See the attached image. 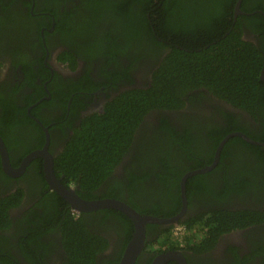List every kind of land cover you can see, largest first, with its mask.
Instances as JSON below:
<instances>
[{
	"label": "flooded vegetation",
	"instance_id": "1",
	"mask_svg": "<svg viewBox=\"0 0 264 264\" xmlns=\"http://www.w3.org/2000/svg\"><path fill=\"white\" fill-rule=\"evenodd\" d=\"M194 2L176 0L175 17L186 18ZM236 4L228 20L233 25L230 29L240 16H264L261 8L236 14ZM44 8L55 9L57 16ZM191 14L195 24L209 25L200 14ZM88 17L82 0H0V136L13 171L5 170L0 152V202L7 209L0 207V264H71L70 242L77 249V264H120L133 236L134 223L122 211H78L52 188L46 154L51 156L57 178L52 183L60 180L83 201L116 199L142 215L161 218H173L185 210L177 223L147 224L145 246L135 264L164 253L154 251L157 246L146 249L160 234L172 230L178 234L181 229L188 236L200 237L215 210L264 211L263 159L252 151L244 159L249 166L241 162L249 149L243 155L239 141L230 143L233 137L220 147L230 134L225 136V131L232 129L228 116L247 130L233 132L258 141L255 137L264 136V113L259 110L261 115L256 116L234 106L206 85L184 92L173 107L147 110L120 162L94 189L62 173L58 159L84 119L105 113L113 101L131 90L150 87L168 50L135 40L121 44L123 27L118 20H98L95 14ZM242 24L243 39L260 45L262 38L255 31L261 20L242 17ZM206 32H200V37H206ZM107 33L120 43L113 50L105 44ZM68 56L72 58L65 59ZM241 147L244 152L245 146ZM252 166L259 167L255 175L247 172ZM209 167L207 172H198ZM190 173L194 174L186 180L185 199L182 182ZM237 175L250 183L243 194L234 186ZM227 179L230 184L226 186ZM262 224L222 233L214 245L189 244L171 250L181 251L187 264H263L262 254L252 255L264 241L255 234ZM129 227L134 228L131 236ZM205 232L203 237H208V227Z\"/></svg>",
	"mask_w": 264,
	"mask_h": 264
},
{
	"label": "trees",
	"instance_id": "2",
	"mask_svg": "<svg viewBox=\"0 0 264 264\" xmlns=\"http://www.w3.org/2000/svg\"><path fill=\"white\" fill-rule=\"evenodd\" d=\"M195 1L203 3L204 6L198 8L199 5L194 2L195 5L189 9L188 16L179 19L173 12L176 0H159L158 2L156 0H82L83 6L89 12L88 19L95 14V19L98 20L113 18L120 22L123 27L121 35L123 43L121 44L135 40V42L142 41L153 49L168 50L163 61L154 71L150 87L131 90L113 101L105 113L84 119L82 127L77 129L57 162L58 168L70 179L78 180L84 187L94 189L112 173L122 159L132 141V133L138 125L137 122L146 111L152 107H173L181 100L184 92L195 87L206 85L215 95L227 99L234 106L255 113L256 116L261 115L259 110L264 113V80L261 78L264 69V16L259 13L251 17L240 16L239 23L230 29L233 25L228 24V20L233 15L237 0ZM260 8L264 10V0H244L242 4V10L247 13ZM43 10L57 16L55 9L44 8ZM191 13L200 14L198 17L207 20L209 25L195 24ZM242 17L251 21L256 17L261 20V27L255 31L262 38L260 45L243 39ZM6 24L9 23L6 21ZM205 31H207L206 37L205 35L204 38L200 37V32ZM106 37L105 44L107 43L109 50L114 49L113 45H120L109 33ZM118 49L121 48L118 47ZM71 58L68 56L65 59ZM124 73L127 75L126 72ZM127 95L128 99H124ZM262 115L264 123V114ZM228 117L232 119V129L225 131V136L239 129L247 132L245 128L237 126L231 116ZM0 133L3 134L1 130ZM255 139L263 142L264 136L255 137ZM219 140L220 138L216 142ZM234 141L241 143L239 146L243 155L247 152L246 148L249 149L247 155L241 157V162L247 165L248 161L244 159L248 158L249 152L254 151L260 159H263L261 164L264 166L262 146L247 143L239 136H234L230 143ZM241 146H245L244 152ZM258 169V166H252L247 172L250 171L252 175H255ZM178 174L180 175L181 172L179 171ZM233 181L239 194H243L249 188L250 183L243 176L237 175ZM225 184L229 185L230 180L227 179ZM261 184L264 185V181ZM227 189L232 190L226 188V191ZM263 189L264 187L262 191ZM15 195L17 194L12 196ZM90 197L93 195L87 198ZM58 200L62 201L59 197ZM2 204L0 202V207ZM116 213L131 224V220L126 215L118 211ZM212 213L215 215L209 217L205 226H202L204 230L200 237L188 236L183 232L175 234L172 230L169 233L160 234L157 241L148 242L149 245L153 244L150 246L146 244V249L152 250L157 246L154 251L165 252L168 249H180L189 244H194L195 247L210 242L214 245L222 233L252 224L263 223L264 225V211L220 209ZM4 215L7 217L6 212ZM262 225L256 229L259 233L255 232V234L262 235L261 240H264ZM207 227L209 228L208 237H203ZM129 229L131 230L129 236H131L134 228L129 227ZM66 235L67 233L65 237ZM69 248L73 249L69 251L74 258L71 264H77V249L73 247L72 242ZM197 252L200 254L203 250H197ZM259 254L263 255L262 263L264 264V241L260 242L258 248L252 253L253 256ZM151 261V258L147 259L144 264H151Z\"/></svg>",
	"mask_w": 264,
	"mask_h": 264
},
{
	"label": "water",
	"instance_id": "3",
	"mask_svg": "<svg viewBox=\"0 0 264 264\" xmlns=\"http://www.w3.org/2000/svg\"><path fill=\"white\" fill-rule=\"evenodd\" d=\"M242 1L243 0L237 1L236 8H235L236 14L242 13V10H241ZM261 77H262V79H264V69L262 70ZM234 136H240V137H243L244 139L248 140L251 143L264 146V142L255 141V140L251 139L250 137H248L243 132H232L225 138V140H223L220 147H223L225 145V143L229 140V138L234 137ZM0 152H1L2 161L4 164L5 170L6 171L8 170V171H10V173H12L13 171H11V168H9L10 164L8 163L7 148H6V145H5L1 136H0ZM41 153H42V155L46 154V152H44V151ZM36 156H38V155H36ZM33 157H31V158H33ZM45 157H46L47 179L51 184H53L52 188L57 190L59 192V194H61L63 196V198L67 202H69L76 210H78V211H92V210H94L95 211V210H99V209L109 208V209H115L118 211H122L123 213H125L127 216H129L132 219V221L134 223L135 230H134L133 236H132V238L128 244V247L126 249V252H125L120 264H135L136 263L138 255L143 251L144 246H145V244H144L145 233H146V226L148 223H158V224L177 223L178 220L181 217H183V214L185 213V210H183L182 213H180L179 215H177L173 218H161V217H155V216H151V215H142V214L138 213L136 210H134L132 207H130L128 204H126L122 201L116 200V199L83 201L73 192V190H68L66 187H64L62 185V183L60 182V180L57 181V185L52 183V181L56 180L57 178H56L55 173H54L52 161H50V159H49V157L51 158V156H49V154H46ZM31 158H29V159H31ZM24 168H25V166L23 165L22 170ZM209 170H211L210 167L203 169V170H200L198 172L202 173V172H207ZM16 172H17V170L15 171V173ZM192 174H194V173H190V174L186 175L185 178L183 179V182H182V192H183L185 199H186V196H185L186 180ZM184 208H186L185 205H184ZM170 262H177L178 264H187L186 259L184 257V254L181 251H174V250H169L167 252H164V253L157 255L154 258V260L151 262V264H168Z\"/></svg>",
	"mask_w": 264,
	"mask_h": 264
},
{
	"label": "clouds",
	"instance_id": "4",
	"mask_svg": "<svg viewBox=\"0 0 264 264\" xmlns=\"http://www.w3.org/2000/svg\"><path fill=\"white\" fill-rule=\"evenodd\" d=\"M177 231H178V233H179V232H183L184 234H186V235H187V233H186L184 230L177 229ZM175 234H176V232H175Z\"/></svg>",
	"mask_w": 264,
	"mask_h": 264
},
{
	"label": "built area",
	"instance_id": "5",
	"mask_svg": "<svg viewBox=\"0 0 264 264\" xmlns=\"http://www.w3.org/2000/svg\"><path fill=\"white\" fill-rule=\"evenodd\" d=\"M177 234V233H176Z\"/></svg>",
	"mask_w": 264,
	"mask_h": 264
}]
</instances>
